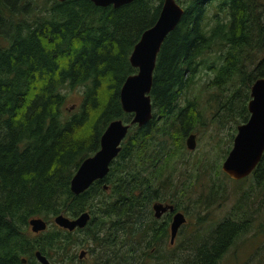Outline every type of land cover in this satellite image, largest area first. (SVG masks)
Here are the masks:
<instances>
[{"label":"trees","instance_id":"trees-1","mask_svg":"<svg viewBox=\"0 0 264 264\" xmlns=\"http://www.w3.org/2000/svg\"><path fill=\"white\" fill-rule=\"evenodd\" d=\"M39 1L0 0V264H40L36 251L50 262L80 264L76 249L85 244L91 264H217L248 232L250 208L237 213L239 200L207 234L196 230L180 242L179 251L186 254L176 258L174 245L168 255L161 251L170 218L160 222L152 205L169 202L183 209L174 194L164 197L173 180L163 173L187 135L205 123V107L197 96H188L202 70L211 73L204 87L215 96L208 123L230 130L221 162L236 127L247 121L250 87L264 78V0H216L210 24V0H176L183 12L156 56L150 120L129 126L107 174L78 194L70 189L71 178L99 149L107 125L132 120L119 91L137 71L130 53L155 23L164 0L118 7L90 0ZM78 89V105L66 107L67 95ZM159 136L166 142H158ZM210 164L206 172L216 167L213 174L231 180ZM247 178L250 186L264 187V151L251 174L239 180ZM205 190L200 188L192 203L210 208L227 198L224 184L213 182ZM83 212L90 218L82 228L70 231L53 222L60 213L74 218ZM33 217L45 220L47 228L32 232Z\"/></svg>","mask_w":264,"mask_h":264},{"label":"water","instance_id":"water-1","mask_svg":"<svg viewBox=\"0 0 264 264\" xmlns=\"http://www.w3.org/2000/svg\"><path fill=\"white\" fill-rule=\"evenodd\" d=\"M64 1V0H57ZM97 6L118 7L133 0H90ZM183 12L182 6L176 0H164L155 23L144 30L134 45L130 56V64L136 68V73L124 80L119 99L124 112L132 113L130 123H123L121 119L112 120L100 137L99 149L86 157L73 174L70 181V189L78 194L86 190L95 180L103 179L109 170L110 162L120 150V143L125 137L128 128L132 124L143 126L152 116V106L149 96L152 73L156 56L161 43L167 34L174 29ZM249 117L246 122L236 127L232 145L222 161L221 169L233 180L242 179L253 171L260 161L264 151V78H257L250 87V99L247 103ZM196 145L195 135L189 134L186 138V147L194 149ZM104 188L106 186L104 185ZM155 216L173 206L161 203L152 205ZM90 215L83 212L79 216L70 218L58 214L53 222L64 229L73 230L86 225ZM185 222V216L181 212L173 215L170 223V242L173 241L179 227ZM32 232L37 233L47 228V222L40 217L30 218L28 221ZM84 250L79 255H84ZM35 257L40 264H57L50 262L39 251ZM25 259H22L24 262Z\"/></svg>","mask_w":264,"mask_h":264},{"label":"rangeland","instance_id":"rangeland-1","mask_svg":"<svg viewBox=\"0 0 264 264\" xmlns=\"http://www.w3.org/2000/svg\"><path fill=\"white\" fill-rule=\"evenodd\" d=\"M41 1L42 0L38 3ZM215 4L216 0H210L208 4L207 22L209 24L216 12L214 8ZM220 15H222V13ZM208 73L211 74L210 72ZM209 74H205L202 70L188 92V96H197L200 105L205 107L201 116V118H203L202 121H205V123L202 127L197 126L193 131L196 141L195 148L188 149L185 141L184 148H182L180 152L173 153L164 167L165 171L163 175L166 176L167 172L171 173L173 180V184L165 189L166 195L164 194V197L169 199V197L174 194L176 199H181L183 209H181L180 212L185 215V222L179 227V229H181L178 230L179 232L177 231L172 242H170L169 233L167 234L166 241L164 242L165 247L162 248L161 251H164V253L168 255L169 249L174 245V256H176V258H179L180 255H185L186 251L183 253L179 251V243L193 236L196 230L199 232L205 231L203 233H206L209 230L208 228L213 226V223L221 221L222 218L228 216L231 213L230 211L235 208V205L240 200L241 207L240 210L236 208L237 213L242 214L244 210L250 208L247 212L254 215L252 217L253 220L249 225L250 228L248 232L242 237L234 240L217 264H264V187L255 188L250 186L252 182L250 178L241 181L219 177L220 174L216 176V174H213L216 167L206 172L207 168H205V166L209 167L208 165L213 162L216 163V166H220L221 169L222 162L219 154L221 155V150L226 146L225 142L230 132L227 125L222 127L215 123H208L213 113L212 109L215 106L212 99V96L215 97L213 91L210 92L204 87L206 80L210 76ZM79 91L78 89L69 92L67 95L66 107L72 109L78 105L80 101ZM161 137L162 136H159L157 141L166 142L163 141ZM165 145L167 146L169 144L165 143ZM171 148L172 145H170L169 150ZM189 175L190 178H188ZM215 177H219V179L216 180ZM213 182L226 186V200L220 205H214L210 208L205 205L192 203L191 198L198 195L196 192H198L200 188H204L206 189L204 191L206 193L209 191ZM236 188L239 189L236 191ZM242 196L243 198H241ZM199 217H202L206 221L204 223H199ZM87 248L88 245L85 244L83 247L79 246L76 249V254H78L81 249L86 251L85 257L79 259L82 260L80 264H91L93 262L94 258L92 254L88 252ZM167 262L166 264L171 263L170 260Z\"/></svg>","mask_w":264,"mask_h":264},{"label":"flooded vegetation","instance_id":"flooded-vegetation-1","mask_svg":"<svg viewBox=\"0 0 264 264\" xmlns=\"http://www.w3.org/2000/svg\"><path fill=\"white\" fill-rule=\"evenodd\" d=\"M189 134H194L193 132H190ZM188 134V135H189ZM187 135V136H188ZM195 135V134H194ZM187 138V137H186ZM185 141H186V139H185ZM159 203H161V204H163V205H166V204H169V205H172L173 206V204H171V203H169V202H159ZM176 212H180V210H175L174 209V206H173V209L172 210H169V209H167V210H165V211H163V212H161V214L159 215V216H155V214H154V216L160 221V222H164L168 217L170 218L169 219V235H170V223H171V221H172V218H173V215L176 213ZM153 213H154V210H153ZM182 213V212H181ZM184 215V214H183ZM185 216V215H184ZM184 224V223H183ZM182 224V225H183ZM80 251H82V249L80 250ZM84 252L86 253V251L84 250ZM80 253V252H79ZM85 253H84V255L83 256H80L79 254H78V258L79 259H83L84 257H85Z\"/></svg>","mask_w":264,"mask_h":264}]
</instances>
